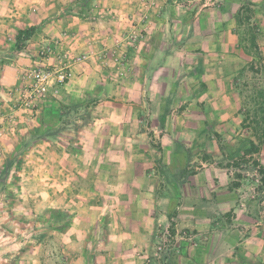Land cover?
<instances>
[{
	"label": "rangeland",
	"instance_id": "rangeland-1",
	"mask_svg": "<svg viewBox=\"0 0 264 264\" xmlns=\"http://www.w3.org/2000/svg\"><path fill=\"white\" fill-rule=\"evenodd\" d=\"M159 1L89 0L83 10L77 0H0V49L7 51L15 45L18 29L37 26L36 35L21 51H11L5 57H0V78L5 64L17 70V65H21L25 57L36 61L33 67L18 73L20 82L10 81L13 85L8 84L4 88L0 79V91L3 90L5 94V100H2L3 95L0 93V164L18 149L21 138H28L33 128L40 125L45 104L59 105L58 98L65 102L83 98L82 92L79 93L68 84L69 79L63 86L52 87L46 97L36 96L30 101L26 93L28 94L27 86L33 70L62 67L66 64L64 55L71 60V71L76 65L103 59L104 62H113V70L108 73V77L105 70H102L110 93L116 91V85H120L122 81L123 86H127L130 78L126 77L132 73V61L130 62L128 52H136L142 47L147 26L151 25L147 13L154 9H165L164 0ZM171 3H175L176 12L183 17L186 14L195 15L202 8L216 14L230 11L233 42L224 56H218L217 62L221 63L214 71L216 106L213 128H204L205 122L201 118L196 120L195 114L190 113L184 115L183 120L193 124L200 121L194 125L199 132L155 134L148 130L150 133L146 136L152 142V147H144L148 139L145 143H139L142 147L137 150L140 153L136 155L137 158L156 159L155 165L148 167V174L154 180L157 220L155 233L149 238V253L141 259L143 262L140 260L137 264H171L173 252L180 253L183 242L186 245H198L200 239L196 237L197 230L180 226L179 229L175 227V233L170 231L171 222H174L173 218L177 215L176 207L182 202L185 185L194 176L201 179L200 187L208 185L206 180H214L215 176H219L223 181L219 177L216 180L219 181L218 184L221 181L223 184L216 186L217 188L224 192L236 191L230 198L231 204H239L252 217L249 223L240 224L244 228V238L255 234L260 248L256 259L245 256L247 250L240 249L239 246L230 253L238 252L244 258L240 264H264V187H260V176L256 170L257 164H264V144L252 157L245 156V160H242L244 150H239L242 140L251 136L252 131L243 123L246 109L257 107L258 92L264 90V59L262 63L254 64L257 71L244 68L250 65L253 57L243 48L240 34L243 28L236 25L235 14L233 15L241 6L255 10L252 23L257 26L258 44L264 56V0H175ZM167 11H170L169 8ZM122 17L124 20L129 18L132 22L129 27L125 23L123 27H118L117 33L110 35V43L107 42L110 40L108 35L100 42L95 38L90 39L91 33L67 29L69 22H96L109 26L110 23L114 25L117 20L121 21ZM93 28L95 27L91 25L86 31ZM77 40L85 42L91 50L77 53L70 46ZM48 47L52 51L49 52ZM80 54H86L87 58L79 63L73 62V58ZM53 58V64L47 62ZM222 70L228 72L230 77L221 79ZM108 94L102 93L106 96ZM191 102L194 103L184 99L177 101L173 107L175 113H182ZM99 103L100 101L93 110L92 121L80 130L70 127L63 130L55 140H32L28 143L22 154L19 186L12 199L13 203L6 202L5 193L0 191V264H86V246L96 255L95 264H125L123 258L128 255L121 254V249L113 241L110 242L109 238L118 231L122 232L120 222L125 227V222L131 220L125 218L123 221L116 217L119 198L112 190L116 180L114 176L115 182L103 180V172L90 164L88 159L87 151L91 149H84V145L80 143L84 129L101 119L98 118V113H94ZM193 109H197V106ZM227 113L230 117H224ZM73 122L80 124L82 120L75 117ZM167 140H173L177 145L164 148L163 143L166 144ZM120 150L121 148L116 151ZM112 151L115 149L103 148L94 155L97 159H102L103 156L109 159ZM93 158L90 157L91 160ZM113 167L117 168L116 165ZM142 168L147 167L143 165ZM194 198L200 206L204 205L208 209L218 207L217 195L210 197L209 201L206 200L207 196ZM211 199L215 201V206ZM56 208L70 215V224L62 232L50 231L43 243H35L30 229L32 221ZM164 211H168L166 220L170 223L159 224V217ZM119 213L121 217L123 211ZM112 220L117 227H109ZM140 249L143 254L142 247Z\"/></svg>",
	"mask_w": 264,
	"mask_h": 264
},
{
	"label": "crops",
	"instance_id": "crops-1",
	"mask_svg": "<svg viewBox=\"0 0 264 264\" xmlns=\"http://www.w3.org/2000/svg\"><path fill=\"white\" fill-rule=\"evenodd\" d=\"M154 2L159 3L160 1L154 0ZM164 2L166 4L164 10L154 9L147 13L151 25L147 26L142 47L136 52H128L130 62L132 61L130 70L132 73L126 77L130 78L127 86H123L124 81L121 82V85L115 80L120 85H116V91L110 93L102 70H105L108 77V73L113 70V62H104L103 59L91 60V62L73 67V77L68 83L79 93L82 92L83 98L98 87L102 88L103 94L109 93L107 96L101 97L100 103L94 111L101 119H97L90 127L84 129L80 143L84 145V149H91L87 151L88 159L91 161L90 164L92 163L103 172V180L110 182H113L114 178L116 180L112 187V190L115 191L114 194L119 198L118 208L115 212L117 213L116 217L123 221L125 218L131 220L125 222V227H122L123 222H120L122 232L112 233L113 236L109 238L110 242L113 241L114 245L121 249V254L128 255L123 258L125 264H137L146 257V254L148 255L149 238L156 229L157 219L154 205L156 193L154 192V180L148 174L150 169L148 167H152V164L155 165L156 159L144 158L141 160V157L137 158L136 155L140 154L137 150L142 147L139 143H145V140L148 139V143L144 147L146 149L152 147V142L146 136L152 131L155 134L196 131L198 128H195L194 125L200 121L193 124V122L183 120V116L190 113L195 114L196 120L201 118L205 122L203 123L204 128H213L216 106L214 71L221 63L217 62L218 56L220 54L224 56V53L230 50L233 42L230 11L216 14L202 8L195 15L186 14L183 17L176 12L175 0H164ZM168 8L170 11H167ZM120 20L114 23L116 26L111 23L109 26H103L96 22H69L67 29L79 33H91L90 39L95 38L102 42L107 35L110 37L113 32L117 33L118 27H123L124 23L126 27H129L132 22L129 18L124 20L122 17ZM91 25L95 28L86 31L87 27H91ZM100 38L102 39L100 40ZM80 40L83 39L80 38ZM80 40L70 42L73 50L77 53L91 50L89 45L85 42L80 43ZM111 41L110 37L107 42ZM0 51V55L5 57L11 53L12 48L7 51L0 49ZM54 61V58L47 60L50 64H53ZM35 62L34 58L25 57L22 59L21 65H17V70L9 67V64H5L0 78L1 85L5 88L8 84L13 85L10 81L18 82V73L33 67ZM181 77L184 82L180 79ZM228 77H230L228 72L222 70L220 78ZM219 87L221 89L220 85ZM224 91L225 89L222 92ZM0 93L3 95L2 97L0 95L1 99L5 100L3 90ZM181 99L186 102L191 100L194 103H189L187 111L184 110L182 113L176 114L173 107ZM194 106H197V109L194 110ZM225 116L230 117L228 113ZM176 120L177 123H175ZM174 145L177 144L173 140H167L166 144L163 143L164 148L165 146L174 147ZM103 148L104 150L115 149V151L110 153L109 159L104 158L105 156L102 159L95 158L94 154L101 152ZM119 148L121 150L117 152L116 150ZM90 157L94 158L91 160ZM167 163L170 161L167 160ZM113 165H116L117 168H114ZM143 165L147 168H142ZM208 172L206 171V173ZM198 177L194 176L185 185L182 202L176 207L177 215L173 219L177 229L181 226L197 230L196 237L200 241L198 245H186L183 242L181 252H173L170 263L240 264L244 258L238 252L230 253L238 246L240 249L248 251L245 252V256L256 259L260 246L255 240V234L244 238V228L240 226V224L249 223L252 217L248 216L245 209L241 208L239 204H231L230 198L236 191L224 192L220 190L221 188H217L223 184V179L219 176H215L214 180L211 178L206 180L208 185L200 187L201 179ZM218 177L222 180L220 184L216 180ZM216 195L218 196L216 201L218 207H211L212 210L204 205L200 206V203L198 204L194 200V197L204 198L207 196L206 200L209 201L210 197ZM210 201H213L214 206L216 205L214 200ZM120 211H123L121 217ZM167 212L160 213L159 224L161 222L170 223L168 219L166 220ZM110 224L111 228L117 227L113 220ZM141 247L143 254H141ZM141 261L143 262V260Z\"/></svg>",
	"mask_w": 264,
	"mask_h": 264
},
{
	"label": "trees",
	"instance_id": "trees-1",
	"mask_svg": "<svg viewBox=\"0 0 264 264\" xmlns=\"http://www.w3.org/2000/svg\"><path fill=\"white\" fill-rule=\"evenodd\" d=\"M89 0H77L84 10ZM255 10L248 6H241L235 13V21L241 30L242 45L244 50L253 57L250 65L244 68L257 71L255 63H262L264 56L260 51L258 44L257 26L252 23ZM37 33V26H29L17 30L15 45L12 47V52L21 51L25 44ZM240 38V39H241ZM0 57H3L2 54ZM69 83V82H68ZM66 83L60 84L63 86ZM59 85V86H60ZM103 91L101 87L96 88L84 98L65 102L58 98L59 105L55 103H47L42 108L43 118L39 126L33 128L29 137L21 138L18 149L8 156L0 164V191L5 193L6 202L12 204V199L16 196V189L19 186V172L22 166V154L28 143L32 140H55L61 135V132L67 128L80 130L84 125L89 124L92 120V113L97 103L100 101ZM54 95V94H52ZM55 100V98H53ZM257 107L254 109H246V114L243 119L244 126L250 128L251 136L246 137L240 143V149L244 150L245 156L252 157L258 153L261 146L264 144V90L258 92L256 100ZM75 117L80 118V124H73ZM72 123V124H70ZM78 123V122H77ZM260 176V187H264V164H257L256 168ZM238 185V184H237ZM70 224V215L60 209H53L47 215L37 216L30 225L31 236L35 243H43L52 230L64 231ZM170 231L175 233V224L171 222ZM86 264H95L96 255L86 246Z\"/></svg>",
	"mask_w": 264,
	"mask_h": 264
},
{
	"label": "built area",
	"instance_id": "built-area-1",
	"mask_svg": "<svg viewBox=\"0 0 264 264\" xmlns=\"http://www.w3.org/2000/svg\"><path fill=\"white\" fill-rule=\"evenodd\" d=\"M48 51L50 52L52 49L48 47ZM86 58V54H80L73 58V62L79 63L84 61ZM63 60L66 63L64 65L65 67H44L33 70L27 86L28 91L26 90L28 92L26 95L30 101H32L36 96L46 97L52 87L60 85L72 78L73 73L70 68L71 60L67 55H64Z\"/></svg>",
	"mask_w": 264,
	"mask_h": 264
}]
</instances>
